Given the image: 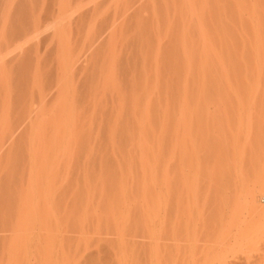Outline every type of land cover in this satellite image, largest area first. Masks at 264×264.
<instances>
[{"label":"rangeland","instance_id":"rangeland-1","mask_svg":"<svg viewBox=\"0 0 264 264\" xmlns=\"http://www.w3.org/2000/svg\"><path fill=\"white\" fill-rule=\"evenodd\" d=\"M118 3L122 8L117 15L118 18L121 17L117 22L119 29L121 25H125L126 27L127 24L125 23L130 17L133 18V16L144 15L145 17H150V26L152 25L151 27H153L151 32L155 31V35H146V39L151 37L150 39L153 40V38H155L153 40L154 44H152L154 46H159V43L162 41V43H164L163 45H167L166 43H169V41H167L169 37H172L171 39L173 42L175 41L174 43H176L175 38H179L180 42L177 40L180 43L178 46L179 53H181V51L184 52H182L181 55L178 54L183 59H185L186 54L189 56V53L193 52L194 48L197 50V47L200 45L198 48L200 51H194L197 54L199 53L198 58L201 56L205 58V60L200 58L202 61L200 62L204 64L209 58L211 61L208 60V63H205L206 66H203L206 68L202 69L200 68L202 65L199 66L201 63L197 60V65H199H196L197 68L194 70L191 68L192 63H188L187 65L185 59L184 62L186 63V67L184 71H191L192 69L194 71L197 70V77L195 79L200 77V80L202 76L205 77L203 72H206V70L211 67V69H213L212 65H214V67L217 66L213 69L214 72L210 69L209 71H212V74L215 76H206L209 80H205L204 78V81H202V78V82L199 81V83L198 80H195L198 84L192 81V84H195L194 86L190 85V88L193 87L191 89L188 88L189 83H191L188 78L187 81L189 83L185 84V86H187L186 88L184 86L183 88L184 91L185 89L189 90L188 92L185 91L186 94L184 91L181 92V94H179L181 95V99L179 100L177 98L178 94L173 93V90H169L171 87L169 85L168 93L177 95L169 97V95L171 96L172 94H168L167 90L165 94H168V96L164 94L165 96L163 95V97H161L160 94L161 100L164 99V101H166L167 98L164 97H168V100L165 103V107L163 101V106L161 108L164 107V109L163 111L160 110L162 114H159V119L158 115L155 114L159 126H155V128L153 127L151 129L148 122L149 129H151L148 130L146 124L147 120L144 118L145 122L143 124L145 127L147 126L144 129H147V131L140 130L141 128L143 129L144 126H139L140 129L137 130V128V133L135 132L138 138L135 135L133 136L135 140L137 138L135 143L133 139L134 141L131 142V144L130 141L126 142L128 145L126 143H123L124 145L119 144V142L114 144L113 140L116 135L113 137V140H111L110 137L113 134H111L109 130V132L106 131V134H109V138H107L108 135L106 136V139H108L107 143L109 142L106 145L109 147L106 149L105 145L104 148L106 151L103 150V152L109 151L110 153L108 152V154H110L109 156H112L111 159H113L110 166H108L109 171L111 173L120 172V183L118 182L120 186L119 194H117L114 189H110L112 193L109 191L104 194V186L112 184V179L105 176L107 175V173H104L105 167H99L98 170L94 171V174L89 170V163L94 154H100V148L97 147L96 142V138L99 136V125H96L97 122H92V120L94 121L92 118L96 115L95 113H91L90 110L89 114L87 113L86 116H83V114H81L82 111H78V109H81L76 108L77 112L81 115L76 113V110L74 112L76 115L72 112L73 115L72 113L70 115L72 119L69 117L72 122L70 119L67 121L70 123V127L68 123V126L65 125V128L62 127L64 126L63 124L60 125L53 119V122H56L55 125L59 124L61 129H66L68 127V131H66V129L64 133L62 132L63 134L67 132L66 137L65 135L63 138L61 137L63 141L59 137L62 133L60 134L57 132L60 129L59 127L56 126V128L59 129L55 131L54 136H52L53 134L51 132L52 135H50L53 138L51 137V139H49V129H47L48 131L46 132V128H43L46 124H41L43 127H39L41 129L43 128L42 130H44V133L48 134H44L38 127L37 129L40 135L37 133L35 137H38L40 141L34 139L35 141L33 142H39L37 145L43 148L37 149V151L39 150V152L43 154L41 153V156L38 155L39 152H37L36 155L38 157L34 156V160L36 157L38 159L41 157L40 160L36 159V162L39 161L40 163L38 162L37 164L33 162L34 165H37L35 166L38 170H36V167L33 168L31 163L33 158H30L31 162L28 159L32 165V167H29H31L33 172L35 171L34 173L31 172L33 173L32 177L29 176V170L27 171L29 172L28 177H31V179L25 177V179L28 178V182L31 183L32 181V186L28 183L29 187H31V191H29L28 187L29 192L27 195L31 193L29 196L25 197L26 194H21L23 192L21 190L23 189L20 188V219H18L20 220V225L18 221V225L16 226L15 224L16 227H14V232L12 231L15 235L19 234L17 237L20 238H16L18 239V243L20 240V243L17 244V242L15 243L12 241L17 244H14L15 247L17 246L16 248L13 246L14 249L12 247L9 248L10 244H13L12 242L6 244L8 250L12 248V251L16 249V252H18L20 248V251L18 254L14 252L16 254L13 253L9 255L11 257L7 256V253H5V256H7L5 258L2 252H5L7 247H5L4 251V246L2 245V248L0 245V248H2L0 250V255L2 254L4 256L2 257L1 255L0 258L2 260L0 259V262L3 260L4 263L7 260L11 262L13 259H16V261H13L14 263H11L134 264L135 258H138L137 256L146 258L150 253L152 255L151 251L154 250V252H157V250L154 249L155 247H151V249H146L147 251L140 250L141 252L139 251L138 253L134 246H130L133 244L132 242H134V233H139L144 236V234H142L144 231L143 228H148L145 227L148 226V223H143L141 226L140 224L142 223L138 224V229H142L140 230L142 233L137 232L139 230L136 228V223H133L135 221H128L131 216V211L129 210L136 205V210L142 208L139 212H146V210L148 211L147 203L150 205L153 204L154 202L151 203L152 201L150 202V199L155 197L160 198V201L163 203L161 204L164 208L162 209V213L164 212L163 214L169 210L167 212L168 214L166 213L164 217L170 215L172 219L171 220L169 216L167 219L165 217L167 222L165 224L167 226L165 225L166 227H164V229L166 230L163 229V231H166V233L162 232L164 233V238L165 235H167L168 239L167 241L165 240L167 242L165 244L163 243L165 241L162 240L163 242H161L166 248V250L163 248L164 252L162 251V254H165V257L167 256L166 259H168V264H264V0H118ZM159 9L160 11H158ZM107 14L106 9L100 17V22L106 19ZM193 15L198 18V20H195V22H197L196 24H190V20L189 22L186 21L189 18L185 19V22L182 21L186 16L190 17ZM160 18L165 19L162 28L160 27L162 23ZM190 18L191 20L193 19L192 17ZM174 19H178V21H180L179 23L183 26H180L179 23L178 26H174ZM187 25L190 30H193L191 29L192 27L196 28L194 26H199L197 27L198 29H195V31L193 30L194 32L190 31L191 35L189 36V31L185 30L188 28ZM190 25L193 26L190 28ZM180 27L182 29L179 32L178 30H180ZM199 27L202 30L200 32L198 31ZM183 28H185L184 30L187 33L184 32ZM150 29H148L149 32L147 33H150ZM176 29L178 30L176 31ZM196 30L199 34H202L200 37ZM140 31L139 28L138 34ZM131 32L136 33L133 29H131ZM174 32H179L177 33L179 35H176ZM181 32H184L186 36L180 37V35L182 36V34H180ZM195 32H197L198 35H196ZM89 33L90 31L88 34ZM172 33H174L176 37L173 38L174 34L170 36ZM88 34L85 35L86 39L92 37ZM126 37L127 36L123 37L120 35L119 41L124 40ZM193 37L195 38L193 41L196 44L193 42L195 45H188L191 42H187L192 41L190 39H193ZM199 38L204 41H201ZM196 39L198 42L199 40L201 41L199 45ZM119 41L114 44L117 46ZM172 41L170 40V44H172ZM204 42L206 45H202ZM13 43L14 44L9 43L10 45L7 44V48L8 46L13 47L15 42ZM170 44L168 45L172 48ZM176 44L173 46L175 47ZM4 45L5 43H2V46L0 45V51H5L6 45L5 47ZM122 46L125 48L124 44ZM160 47H162V45ZM160 47H158V51L161 49ZM13 48H8L9 50L6 49L7 52L12 49L10 54L7 52V54H3L9 55V58L12 59L13 57L11 56H13V51L16 50L18 53V50H20L18 48L13 50ZM114 48L116 47L114 46ZM156 49L157 47L153 48L155 52L151 50V53H155L154 56L156 55ZM16 51L14 52L18 55ZM158 51L157 54H159ZM0 53L2 54V52ZM33 54H35V52H33ZM6 55L2 58L5 57L8 59ZM151 55L153 56V54H150V56ZM191 55L193 57L194 54ZM153 57L150 63L155 64L156 61L154 62V60L157 56ZM194 57L197 58L195 55ZM10 59H8L9 62L11 61ZM190 59H187V61ZM0 61L4 62L3 60ZM5 63L7 62L5 61L4 64ZM157 63H159V61H157ZM187 66L190 67L191 70H188ZM8 67H12V70H9V73L6 74L8 69L6 68V71H3L5 68H3L2 65L0 66V68L3 69L2 72H5V77L10 73L13 74L12 71L16 70L15 65H9ZM18 67L19 65H17V70ZM199 68L200 72L203 70V75L201 74L200 76L199 74L198 77ZM216 69L218 70V75L222 76L221 80L219 76L216 75ZM35 70L37 69L31 71L35 72ZM232 70L235 71L233 73L236 74H233ZM34 72L33 75L38 74L40 75V79L42 78L41 73L39 74L37 71ZM38 72L41 71L38 70ZM237 73L239 74L238 76H236ZM12 74H10V79L14 76L15 81L16 79L18 81L20 80V76L15 79L17 75L15 76L14 73L12 76ZM2 75L3 74H1V76ZM5 77L2 79L3 81H0L2 82L1 87L3 84L5 85L4 89L5 87L18 85L15 84L14 80H10L9 76L7 78ZM32 78L35 77L33 76ZM78 79H83V76L81 75L80 77L79 75ZM183 79L181 85H184L183 82L185 83L186 81V79L184 81ZM8 80L10 83L13 81V84L11 83V85L9 84L10 86H8ZM38 81L40 80L33 82L34 86H38L37 84L40 83L36 84ZM30 82H32L31 77ZM42 82L43 80L40 83L41 86H43ZM156 84L154 85L157 86ZM29 85L34 87L32 84ZM181 85L180 88L182 87ZM41 86L38 90L43 88ZM14 87L10 88V90L13 89L15 92L17 87L15 89ZM18 87H20V85ZM180 88L179 91L183 90V88L181 90ZM2 89L0 88V90ZM156 89L157 87L154 90ZM8 91L6 92L8 93ZM13 91L10 93L13 94ZM179 91L177 90L176 92ZM4 94L6 96V93L1 92L0 96ZM108 94H110V92ZM107 95H104L103 98L106 99L105 96L108 97ZM173 98L177 100L176 103L175 100H172ZM104 101L103 104L99 102L98 107L100 105L104 107ZM171 101H174V105ZM160 103L161 102H159L158 105ZM2 104L4 106H2V110L7 111L8 109L6 108L9 107L10 104L8 105L7 103V105H4L3 102ZM160 105H162V103ZM102 106H100L99 110L103 108ZM9 109L11 110V108ZM10 110L7 111L9 114L11 113L10 115L7 114L6 111H3L6 113V115L4 114L5 119H7L6 116L10 119L14 117L13 115L15 112H11L14 110ZM100 112L99 114H101ZM49 115L51 117L53 114ZM49 115L46 117L42 115V118H46L45 123H48V125H46L47 128H50L51 123L49 122H52V117L50 119ZM48 117L50 119L49 122H47V120H49ZM78 117V120L81 119V122L87 119V123H82L87 126L82 125L83 127L79 126L80 128H78V126L75 127L73 125L74 119ZM44 118L42 120H44ZM153 119L152 121H154ZM11 120L13 121V118ZM78 120H75V125L80 122ZM9 121L10 120L7 119V122ZM88 122H92V125L95 123L96 127H92L91 124L89 126ZM10 123L12 124H10V126L8 124L7 126L11 127L13 130L14 128L11 125H13L14 122L10 121ZM157 123L155 125H158ZM79 125H81V123ZM6 128H8L6 125L5 129L2 128L6 135L9 136L7 131H11L10 135L13 132L16 133L15 131L9 130L11 128L8 130H6ZM56 128L51 127L50 130L53 129L51 131H54ZM149 132L151 133L147 137ZM41 133L42 135L44 134L42 140L40 138ZM0 134L2 136L3 133ZM57 134L60 135L58 136ZM6 135L4 136L6 137ZM132 135L133 134H131V136ZM141 135L143 137H141ZM162 135L164 137H162ZM4 136H2V140H7L4 142L7 143L9 139L8 137H6L7 139L3 138ZM89 137L92 139L94 138V140ZM46 138L48 140H45ZM139 138L141 139L138 140ZM143 138L145 139L143 140ZM109 140L112 141V144ZM3 141L0 143V149L1 145H3ZM114 142H116V140H114ZM22 143H24V141ZM25 143L27 144L28 142ZM24 144H19L21 145V147H19L20 149L16 148L18 150L15 151L16 155L18 152L16 157L20 158V156H24L25 158V156L31 153L29 152L31 151L30 146L27 145L26 148ZM37 145L36 148H39ZM27 150H29L28 154L26 153ZM96 159L98 160V156ZM23 162L21 161V163ZM48 162L49 164H46ZM30 164L28 163V165ZM23 165H25V162ZM23 168L24 166H22V169L20 166L22 173L24 172ZM27 169L29 168L27 167ZM21 172L20 177L22 174ZM158 173L160 175H158ZM156 175L157 178H155ZM136 177H138L140 182ZM158 178L161 179L159 180L160 184L157 182ZM21 182L22 181H20V187ZM25 183L27 184V180ZM24 184L22 182V185ZM26 184L24 185L25 188H27ZM124 184H130L129 187H131L128 189ZM133 184L135 187H133ZM121 185L123 186L121 187ZM24 186L22 187L24 188ZM80 186L82 189H80ZM80 193L81 195L79 196L81 198L78 196ZM135 193L136 195H134ZM107 194H109L108 197ZM150 196L154 197L150 198ZM66 200L68 201L66 202ZM60 201H62L64 205H62L63 207L59 206L61 209H57L56 202ZM66 203H69L67 204L69 206H67ZM40 205H42V208ZM152 206L153 205L150 207L151 209H153ZM128 207H130V209ZM144 207L145 210H143ZM24 210L26 212H24ZM124 213L125 218H128H126L127 221L122 219V216L124 218ZM17 228L19 232L15 230ZM17 232L18 234H16ZM11 240H13V238ZM14 240L17 241L16 239ZM148 251L150 252L149 254H147ZM9 252H11V250H9ZM156 252L154 255L157 254ZM149 257L151 258V256ZM4 263L2 262L1 264Z\"/></svg>","mask_w":264,"mask_h":264},{"label":"bare ground","instance_id":"bare-ground-1","mask_svg":"<svg viewBox=\"0 0 264 264\" xmlns=\"http://www.w3.org/2000/svg\"><path fill=\"white\" fill-rule=\"evenodd\" d=\"M118 4H119L118 0H0V38L3 37L0 40V45L2 46V43L3 44L5 43V45H6L5 51L2 50L0 52H2V54L6 53L7 52L6 49H8V48L10 49L13 47H14L13 50L15 48L20 49V50H18L20 53L19 52L17 53V51L14 50V51H16V53L18 55H16L15 52L13 51V53H14V54L12 53L13 56L10 55L11 57H13L12 59L9 58V55H6L7 53L10 54V51H12V49L5 54L8 57V59L11 60L10 62L5 57L2 58L5 55L4 54L2 55L0 53V58H1L0 60L7 62V63H5L6 64L5 65L4 62L0 61V66L2 65V67L5 68L4 70L0 68L1 69L0 73L2 72V70L6 71V68H7L8 70L6 71L7 72L6 74H8L9 70H12L11 69L12 67L9 68L8 66L9 65L10 66L15 65L16 70L12 71L13 74L12 73H10V74H12V76H13L15 73V76L17 75L15 77V79L18 78V76H20L19 77L20 80L18 81L16 79V81H15L14 76L12 77L13 79L12 78L10 79L11 75L10 74L8 75L10 80H14L15 84H18V85H12L11 87H7L9 89V91L6 87L4 89V86H5L4 84L1 87L2 82H0V88L1 89L3 88L2 90H4V91L0 90V93L1 92L6 93V96H5V94L0 96V133H3L4 135H6V133L3 132L4 130L2 128L5 129V125H6V127H8V128H6V130L11 128V127H9L10 124H12V123H10V121L14 122L13 125H11L14 129L12 130V128H11L9 130L16 132V133L13 132L10 135L11 131L10 132L7 131V133H9V136L6 135V137H8V139H9L7 143H4L7 140H5V139H3L4 141L2 140V136H4V135L2 134V136H1V134H0V136H1L0 137V143L3 141V145H1L2 150L0 149V151H1L0 152V245L4 246V248L2 246L3 250L5 249V247H7L6 244L8 242L10 243V242L14 241L15 243L17 242V244L20 243V240L18 243V239H17V238H20V237H17L19 235L18 232H19L20 226H19V229L17 228L18 230L15 229L16 231H18L16 233L18 235H15V233L13 234L14 227H16L18 225V221H19V225H20V220H18V219H20V213H19L20 212V190H21L20 188L23 189V190H21V191H23L21 194H26L25 197L30 195L31 192L28 195H27V193L29 191H31L30 190L31 187H29V185L31 184L30 186H32V181H31V183L28 182V178L31 179L33 173L35 172V171L33 172L31 170V167H32V165H33V168H35L37 166L36 164H35L36 166L33 164V162H35L37 164L39 162V161L36 162V159H38L37 158L38 156L36 155V153L39 152V150L37 151V149L43 148V147H39L37 145L39 142L34 143L33 141H35L34 139H37L40 141V139L38 137H35V136H37V133H38V135H40L39 134L40 133L39 130L41 129L40 127H43V125H45V124L48 125V123H45L46 118H44V117H46L49 114H53L51 116L52 122L54 119V121L56 120V122L59 123L60 125L63 124L64 126H62V127L65 128V125H67L69 123L67 121H69L68 119L71 118L70 117L71 113L72 112L74 113L76 108L81 109V110L78 109V111H82L81 114H83V116L84 115L86 116L87 113L89 114L90 110H91V113L96 114L95 116H93L92 119H94V121L92 120V122H95V123L99 122L98 124L96 123L97 126L99 125V128H98L99 136H97L96 142H97V147L100 148V151H99L100 154L99 153L94 154L93 158L91 159V162L89 163V170L94 174V171L98 170L99 167H105L106 169L104 168V171H105L104 173L105 174L107 173V175H105V176L106 177L108 176L109 179H112V184H109V185L107 184L108 186L105 185L104 186V189H105L104 192L105 193L104 192L103 193L106 194L110 191V189H114V190H116L117 194H119V192H120L119 191L120 190V186H119L120 181L119 180L121 178V176L119 174L120 172L119 173L118 172L111 173L109 171L108 166H110L111 161L113 159H111L112 156H109L110 155V154H108L109 151L103 152V150L106 151V149H108V147H109L108 145H106L109 143V142L107 143L108 139H106L107 135H108L107 138H109V134H106V131L109 130V131H111V134H113L112 136L110 134L111 140H113V137L116 135V137L114 138V140H116V142H114V140H113L114 144L118 143V142H119V144H123V143H126L128 141H130V144H131V142H133L135 140L134 139L135 137H133V136L137 133L136 129L138 128L137 130H139L140 129L139 126L140 127L144 126V124H143L145 122L144 118H145V120H147L146 124L149 122L148 124H149V126H151L150 127L151 129L153 127L155 128V126H159V123H157L158 120H156L157 117H155V114L158 115V119H159L160 118L159 114L160 115L162 114L160 110L163 111L164 107L166 106L165 103L167 102L168 97H164V98H167L166 101H164V99L161 100L160 98L163 97V95L166 93L165 92L166 90L168 93V87L171 86L169 88V90H173L172 91L173 93H177L179 95V94H181V92L184 91L183 86L185 88L187 87V86H185V84L189 83L187 81L188 78L191 82V83H189L188 88L191 89L193 87L190 88V85L194 86V84L197 83L196 82L197 80H198V83H199V81H201L202 78H203L202 81H204V78H205V80H209V78L207 79L206 76L208 77L209 75H213L212 74L214 72L213 69H215L217 67V66L214 67V65H212L213 69H211L212 67L210 66L211 68H208L207 69L208 71L206 70V72L205 71L203 72V70H202V72L205 74V77L202 76V78L199 80V78H200L199 74H200V76H201V74L203 75V73L199 71L200 68L205 69L206 67H203V66L204 65L206 66L205 63H208V60L210 59L209 58L207 60V62L203 61L204 62V64H203V63H201L202 61L200 60V58L202 60H205V58L204 57L202 58V56L200 58H198L199 53L197 54L196 52H194V51L199 50L198 49L200 47L199 42L204 41V40H201L200 38L199 39L201 41L199 40V42L196 39V41L198 42L197 44L199 45V46L197 45L198 46L197 50H195V48H194L193 52L189 53V56L186 54L185 55L186 60L180 56L181 53L184 51H181V49H180L181 53H179V48H178V46L180 44L179 38H175L176 43L179 41L177 43L178 44L177 45L176 43H174L175 41L174 42L172 41V39H171L172 37L171 38L169 37V40H167V41H169V43L168 42L166 43L167 45L170 44V40H171L172 44H170V46L172 45V48L169 47V45L168 46L163 45L164 44V43H162L163 41L161 43H159V46L155 45L157 47L156 55H155L157 57H155L154 56L155 53H151V50H153V48H156L153 45L154 44L153 40L155 38H153V40L150 39L151 37L149 39L145 38L146 35H149V34L155 35V31L154 32L152 31L153 33L151 32L153 27H151L152 25L150 26V22H151L150 17L149 18L145 17V15L144 16H133V18L130 17V18H128L127 22L125 23V24H127L126 27H125V25L124 26L121 25L122 27L120 26V29H119V26H117L118 25L117 22L119 19H121V17L118 18L117 15H118V13H120L122 8H121V5H118ZM106 9H107V13H108L107 17L103 22H100V17L103 14L104 10H106ZM146 11H148V10H146ZM158 11H160V9ZM186 17L182 21L189 18L186 21L189 22V20H190V24L191 23H195V24L197 23V22H195V20H198V18H196L194 15L190 16L193 18L192 20L190 17H187V18ZM160 20L162 21V23L160 24V27L162 28V26L164 24L163 21H165V19L160 18ZM179 22L180 21H178V19H174V22H173L174 26L175 25L178 26ZM188 25H189V23H188ZM188 25H187V27H188ZM180 26H183V25L180 24ZM191 26H193V25H190V28H191ZM198 26H194L196 28L192 27L191 29H193L195 31V29H198L197 28ZM139 28L141 31L138 34ZM173 28H172V30H173ZM131 29L135 30L136 33H132ZM148 29H150V33H147V32H149ZM181 29L182 28L180 27V30L176 29V31L178 30L180 32ZM184 29L185 28H183V30ZM249 29H250V27H249ZM185 30L189 31V32L193 31V30H190L189 27L186 28ZM185 30H184V32H185ZM89 31H90L89 34L92 37L86 39L85 35L88 34ZM198 31L199 32L202 31L200 29V27H199ZM179 32H177V33H179ZM184 32L180 33V34H182V36L180 35V37L186 36L185 33H187V32H185V33ZM189 32H188V35L190 36L191 32L190 33ZM197 32H195L196 35L199 34V32H198V34H197ZM174 33L176 35H179L176 32H174ZM174 33H172V35H170V36H173ZM170 34H171V32H170ZM175 34H174L173 38L176 37ZM120 35L123 37L124 36H127V37L124 40L119 41ZM200 35H202V34H199L198 36L200 37ZM175 39H173V40H175ZM194 39L195 38L193 37V39H190L192 41H188V42L186 41V42L187 43L191 42L188 45L194 44L195 43L193 41ZM180 40H181V38H180ZM118 41H119V43L116 46L114 43H116ZM7 42H9L10 44L11 43L14 44L13 42H15V45L13 47L8 46V48H7V44H9ZM123 44H124L125 48L122 46ZM174 44H176L175 47L173 46ZM5 45H4V47H5ZM113 45L116 48H114ZM161 45H162V47H160ZM202 45H206L205 42ZM4 47H2V48H4ZM158 47L161 48V49H159V51H158ZM157 51L159 52V54H157ZM185 51H187V50H185ZM33 52H35V54H33ZM150 54H153V56L155 57V60H154V62L156 61L155 64L150 63V61H152V57H153L152 55L150 56ZM191 54H194L195 56H197V58L194 57V55L192 57ZM211 57H212V54H211ZM4 59H6V60H4ZM187 59H190V60L187 61ZM184 60L187 63V65H188V63L189 64L192 63L191 68H193L194 70H195V68H197L196 67L197 60H199V63H201V64L200 65L198 64V65L199 66L202 65V66L198 69V72H199L197 74L199 77L198 79H195L197 77L196 76L197 70L196 71H194L193 69L191 70L190 67L187 66V69L188 70L190 69L191 71H187V70L184 71V68L186 67V63L184 62ZM157 61H159V63H157ZM162 61H165V62H162ZM209 61H211V60H209ZM17 65H19L18 70H17ZM33 69H37V70H35V72L37 71V73H39V74L41 73V77H42L41 79L43 80V82H42L43 86L40 85V83L42 81L39 77L40 75H38V74L33 75L34 71H31ZM209 69L212 70L213 72L209 71ZM38 70H40L41 72H38ZM233 70H232V73L235 72ZM235 70H238V69H235ZM1 74H3V75L1 76ZM1 74H0V76L2 78L0 77V79H1L0 81H3L2 79L5 77V72H2ZM218 74L219 73L217 70L216 75L219 76V78L221 80L222 76H220ZM233 74H236V73H233ZM240 74H242V73H240ZM30 75H32V76H30ZM79 75H80V77L82 75L83 79H78ZM238 75L239 74L237 73L236 76H238ZM33 76L35 78H32ZM213 76H215V75H213ZM213 76H211V77H213ZM7 77H5V78H7ZM30 77H31L32 82H30ZM36 77H37V79H36ZM32 79H35V80H32ZM182 79H183V81L186 79L185 83L183 82L184 85H181ZM37 80H40V81L36 82V84L39 82L40 83L37 84L38 86L36 87V85L34 86L33 82L37 81ZM192 81L195 83L192 84L193 83ZM11 83L8 80V86H10ZM29 84H32L34 87L30 86ZM154 84H156L157 86H155ZM19 85H20V87H18ZM39 85L41 87H43V88L39 89L40 91L38 90V88L40 87ZM153 85H154V87H153ZM180 85L182 86L181 88H180ZM14 86H16L17 88ZM12 87H14V89L15 88L17 89V90H15V92L13 91V89H11L14 92L13 94L10 93V92H12L10 90V88H12ZM35 87H36V90H35ZM156 87H157V89L154 90ZM179 88H180V90L183 88V90L179 91ZM189 89H187V90L185 89V91L188 92ZM5 90L8 91V93ZM177 90L179 92H176ZM109 92H110V94H108ZM9 93H10V96H9ZM160 94H161V97H160ZM168 94H172V93H168ZM168 94H165V95L168 96ZM177 94H172L171 96L169 95V97H172L173 95H177ZM185 94H186V92H185ZM7 95H8V97H7ZM104 95L108 96V97L105 96V98L107 100L103 98ZM178 95H177V98L179 100V99H181V95H179V97H178ZM102 98L106 101H104ZM175 98H173L172 100H175ZM6 101H8V102H6ZM103 101H104V107L102 105H100L103 108L101 107L102 109L99 110L100 106L98 107V104H99V102H101L103 104ZM163 101H164L165 105L163 108H161L163 106ZM2 102L4 103V105L5 104L7 105V103H8V105L10 104L9 107H7V108L5 107L6 109L10 110L9 108H11V110H14V111L10 110L11 112H15V114L13 115L14 117H12L13 121L11 120L12 118L10 119L8 116H6V118L10 121L7 122V119H5L4 116L6 115L8 110L7 111L2 110V106H3ZM159 102H161L162 105H160L161 103L158 105ZM176 102H177V100H175V103ZM169 104H170V102H169ZM173 105H174V103H173ZM3 111L4 112L6 111V113H4ZM92 111H94V112H92ZM99 112L101 114H99ZM143 112H146V113H143ZM73 113H72V115H73ZM76 113H79V112H77V110H76ZM7 114H9V113H7ZM79 114H77V115H79ZM42 115H44V117H43L44 120H42L43 119ZM99 115H100V117H99ZM49 117H50V115H49ZM49 117H48V119H49ZM51 117H50V119H51ZM81 118H82V116H81ZM151 118L152 119L155 118V119H153L154 121H152ZM50 119L47 120V122H49ZM71 119H70V121L72 122ZM76 119L78 120L79 117ZM76 119H74V123H75ZM84 119H85V117H84ZM80 120H78V121H80ZM86 120L87 119H85V121L83 120V122L80 121L79 123L77 121L78 124L76 123L77 125H75L73 123V125L75 127L78 126V128H80L86 122ZM52 122H49V123H51L50 128L51 127L56 128V126L59 128L61 127L59 124L55 125L56 122L55 123L53 122V126H52ZM80 123H81V125H79ZM91 123L88 122L89 126ZM95 123L93 125L91 124L92 127L93 126L96 127ZM156 123L158 125H155ZM8 124H9V126H7ZM41 124H43V125H41ZM148 124H147V126H148ZM46 125L43 128H46V130H45L46 132L48 131L47 129H49L50 132H48L49 133L48 137H49V139H51V137L55 135L54 134L55 131H57L59 128L58 129L56 128V130L54 129V131H51L53 129L50 130V128H47ZM83 126H87V125L85 124ZM149 126H148V130H151V129H149ZM38 127H39V130L37 129ZM69 127H70V123H69ZM146 127L144 126L143 129L141 128L140 130H146L147 131V129H144ZM64 128H62V129H64ZM78 128H76V129H78ZM42 129H41V131L43 132L44 130H42ZM62 129L60 128L57 132L61 134L62 132L64 133L66 129H67L66 131H68V127L66 129H64L63 131H61ZM20 130H21V132H20ZM69 130H70V128H69ZM51 132L53 135L51 134ZM151 132H149L147 137L150 135ZM48 133H44V134H48ZM66 133L63 135L61 134V136H59L60 134H57V135L60 138L61 137L63 138L64 135L66 137ZM138 133H140V132H138ZM131 134H133V135L131 136ZM152 134H154V133H152ZM43 135L41 133V137H40L41 140L44 137ZM143 135H144V133H143ZM6 137L4 136L3 138H6ZM25 137H26V139H25ZM59 137H58V139H59ZM86 137H87V135H86ZM136 137L138 138V135ZM141 137H143V136L141 135ZM162 137H164V136L162 135ZM62 138H61V140H62ZM137 138L134 141V143L137 141ZM90 139H92V138H90ZM140 139L141 138H139L138 140H140ZM144 139L145 138H143V140ZM150 139H148V140H150ZM45 140H48V139L46 138ZM92 140H94V138ZM111 140H109V141L112 144ZM23 141H24V143L25 142H28V143L27 144L25 143L26 144L25 145L24 143H22ZM29 142H30V144H29ZM134 143H132V144H134ZM19 144H21V145L24 144V146L26 148H27V145L30 146L31 151L27 150L26 153L28 154V151L31 153L28 154V156H25V158H24V156H22L23 157L22 158L20 155H19L20 158L16 157L18 155V152H17V155L15 153V151L17 150L16 148L20 149L19 147H21V145H19ZM35 144L39 148H36ZM104 146L106 149L104 148ZM143 147H146V146H143ZM22 148H23V146H22ZM41 153L42 152H39L38 155H41ZM34 156H37L35 160H34ZM80 156H79V158H80ZM97 156H98V160L96 159ZM30 158L31 159L33 158L34 161L31 160ZM40 158L41 157H39L38 160H40ZM20 159H22V160H20ZM28 159H29V161L30 160L32 161V162L30 161L32 163V165L30 164ZM21 161L22 162L24 161L25 165H23L24 162L21 163ZM28 163L30 165H28ZM62 163H65V162H62ZM46 164H49V162ZM20 166H21V169H22V166H24V168H23L24 172L23 173L21 172L22 170H20ZM29 166H31V167H29ZM27 167L29 169H27ZM28 170L30 173L31 172H33V173L30 174L29 172H27ZM36 170H38V168ZM20 172L23 174V177L21 174L22 178L20 177ZM28 173H29V176H31V177H28ZM158 175H160V174L158 173ZM25 177H28V178L25 179ZM136 178L138 179V177H136ZM155 178H157V175ZM79 179H80V177H79ZM26 180H27V184L25 183ZM157 180H158L157 182L160 184L159 180H161V179L158 178ZM20 181H22L23 184L25 183L27 188H25V186H24L25 184L22 185V182H21V187H20ZM138 181H139V179H138ZM139 182H138V184H139ZM28 183H29V185H28ZM147 183H148V180H147ZM36 185H38V184H36ZM129 185L124 184V186L128 187V189L131 187V186L129 187ZM22 186H24L25 189ZM122 186L123 185H121V187ZM28 187H29V191H28ZM133 187H135L134 184H133ZM80 189H82L81 186H80ZM80 189H79V191H80ZM128 189H126V190H128ZM26 190H27V192H26ZM67 190H69V189H67ZM136 191H138V190H136ZM110 192L112 193V191H110ZM149 192H150V190H149ZM113 193H114V191H113ZM79 195H81V193L78 194V196ZM108 195L109 194H107V197H108ZM134 195H136V193ZM115 197L117 198L116 195H115ZM153 197L150 196V198H153ZM129 199H131V198H129ZM67 201L68 200H66V202ZM150 202L151 203L154 202L153 204H151V205H153L152 206L153 209H151L150 208L151 205L149 203H147L148 211L147 210H146V212L142 211L145 214H143L141 211L139 212V210L140 209L142 210V208H140V209L138 208L139 210H136V208H135L136 205L133 207L135 209L131 208L132 210L130 209V207H128L130 209L129 211H131L130 217L126 214L130 218V219H128L126 217L128 219V221L129 220L135 221L133 223H136L137 229L139 226L138 224L142 223V224H140V226H141V225H143V223H148L147 224L148 226H145L148 228L142 227L144 230L143 233L140 231L142 229H138L139 231L136 230L137 232L144 234V236L140 235L139 233H137V234L134 233L135 234L134 235L135 240L133 239L134 242L130 241L133 243L130 246H132V247L134 246L136 252H138V253L140 250L151 249V247H153V248L155 247L154 249L157 250V252L155 251L157 253L156 255H154L155 254L154 250L153 251L150 250L152 252V255L148 251L147 254H149V253L150 254L146 258H141L140 256H137L138 258H135L134 264H168V262H167L168 259H166L167 256L165 257V254H162V251L164 249L166 250V248L164 247L165 245H163L161 242H163L165 240L167 241V239H168L167 235H165V238H164L163 232L166 233V231H163V229H164V227L167 226L165 224V223H167L165 220V217H166V219L168 218V216L170 218V215L164 217V215L169 210L165 214H163L164 212L162 213V209H164V208L161 205L163 203L160 201V198L154 197L153 199H150ZM54 203H55V201H54ZM67 204H69V203H66V205ZM62 205H64V203H62V201L56 202V208L58 207L57 209H61L60 207ZM149 205H150V207H149ZM67 206H69V205H67ZM40 207L42 208V205H40ZM143 210H145V207ZM121 211H122V209H121ZM24 212H26V211L24 210ZM126 218H125V213H124V218L122 216V219L127 221ZM124 220H123V222H124ZM15 224H16V226H15ZM133 226H135V225H133ZM164 230H166V229H164ZM13 235H14V237H13ZM12 238H13V240H11ZM14 239H16L17 241H15ZM130 239H131V237H130ZM166 241L163 243L164 244L167 243ZM15 243H13L12 245L10 244L9 248L12 247L14 249L15 245H17ZM2 248H0V250ZM12 248L9 249V250H11V252H9L8 247H7L6 251L4 250L5 252H2V254L4 253V256L6 255L5 253H7V256L13 254L14 252H16V249H15V251L14 250L12 251ZM17 251H18V249H17ZM19 251H20V248H19ZM19 251L16 253L18 254ZM16 253H14V254H16ZM1 255H0V257H1ZM4 256L2 255V257H4ZM7 256H5V258ZM149 256H151V258ZM9 257H11V256H9ZM12 258H13V255H12ZM14 260L16 261V259H13L11 262H13ZM7 261L4 263V260H3L2 262L4 264H6V263L7 264H9V263L13 264L14 263V262L11 263L9 261H8L9 262L8 263ZM2 262H0V264ZM170 264H172V263H170Z\"/></svg>","mask_w":264,"mask_h":264}]
</instances>
